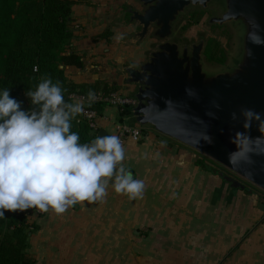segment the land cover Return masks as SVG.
<instances>
[{
  "label": "crops",
  "instance_id": "crops-1",
  "mask_svg": "<svg viewBox=\"0 0 264 264\" xmlns=\"http://www.w3.org/2000/svg\"><path fill=\"white\" fill-rule=\"evenodd\" d=\"M127 4L72 6L73 50L87 63L118 68L143 59L149 40L131 37L132 24L123 21ZM118 33L124 34L119 42ZM117 114L118 108L103 106L98 131L115 135ZM122 144L123 164L143 180V196L130 200L110 182L102 202L32 217L31 264H264L263 191L233 188L208 163L199 164L192 149L150 128H143L140 140L127 136Z\"/></svg>",
  "mask_w": 264,
  "mask_h": 264
},
{
  "label": "water",
  "instance_id": "water-1",
  "mask_svg": "<svg viewBox=\"0 0 264 264\" xmlns=\"http://www.w3.org/2000/svg\"><path fill=\"white\" fill-rule=\"evenodd\" d=\"M137 1L140 10L127 9L139 27L132 37L153 44L141 61L122 67L126 84L135 86V125L190 147L264 192V0ZM214 1L222 12L207 22L232 24L239 38L236 62L215 68L203 61V36L191 45L174 38L188 9ZM244 109L261 120L248 126ZM103 135L100 129L97 136Z\"/></svg>",
  "mask_w": 264,
  "mask_h": 264
},
{
  "label": "clouds",
  "instance_id": "clouds-1",
  "mask_svg": "<svg viewBox=\"0 0 264 264\" xmlns=\"http://www.w3.org/2000/svg\"><path fill=\"white\" fill-rule=\"evenodd\" d=\"M123 33L115 36L117 42ZM59 80L41 78L25 96L32 105L23 109L10 89L0 91V217L5 211L37 208L63 214L77 203L103 201L109 183L118 194L141 198L144 182L134 179L123 161L125 150L116 135L97 136L81 143L72 120L91 106L96 93L67 102ZM248 126L260 113L242 110ZM235 114H233V117ZM264 123V121H261Z\"/></svg>",
  "mask_w": 264,
  "mask_h": 264
},
{
  "label": "trees",
  "instance_id": "trees-1",
  "mask_svg": "<svg viewBox=\"0 0 264 264\" xmlns=\"http://www.w3.org/2000/svg\"><path fill=\"white\" fill-rule=\"evenodd\" d=\"M82 1V0H80ZM79 0H0V89H10V95L18 100V93L35 89L41 78L50 76L53 82L59 80L65 89L64 97L79 92L87 95L89 90L95 93H109L120 89L113 82H76L66 78L69 67H86L85 56L73 50L71 11ZM107 35V32H106ZM208 61L222 63V54L213 57L211 47L204 51ZM101 88L95 89L97 86ZM29 100V107L31 108ZM89 108L98 114L102 103H92ZM117 119L134 125L131 107L118 108ZM72 131L78 132L81 143H88L97 137L94 129L81 115L72 120ZM208 162L217 173L233 188L254 187L241 182L225 168L204 158L199 164ZM255 188V187H254ZM257 189V188H256ZM31 209L7 212L0 217V264H31L26 248L33 228L28 216ZM28 228V229H27Z\"/></svg>",
  "mask_w": 264,
  "mask_h": 264
},
{
  "label": "rangeland",
  "instance_id": "rangeland-1",
  "mask_svg": "<svg viewBox=\"0 0 264 264\" xmlns=\"http://www.w3.org/2000/svg\"><path fill=\"white\" fill-rule=\"evenodd\" d=\"M87 1L91 2L92 0H82L80 1V3H86ZM128 7H131L132 9H136V10L141 9V5L137 0H130V4L123 6L122 7L123 21L125 23L129 22L130 13L127 12ZM218 11H219L218 7L213 3H211L206 9H201V8L188 9L186 13L178 19V21L176 22L174 26V38L178 41H184V40H190V39L196 40V38L200 34H202L204 39L206 40L204 51L206 50L207 47H211V53L213 57H219V55L222 54V57H223L222 63H224L227 61L228 57H231L232 54L235 52L236 47H238L239 38L237 37L235 27L232 24L218 25V24H209L207 22L209 16L216 15ZM130 23L132 24L131 33L136 32L139 29V27L134 22H130ZM131 37H132V34H131ZM132 38L134 41H137L136 38L134 37ZM146 39L149 40V45H148V49H149L153 44V39H151L150 37ZM203 61L208 67L215 68V67L222 66L221 65L222 63H218V61H208L205 57V54H203ZM125 64H127V62L123 63L121 66L119 65V67L117 68L116 66L113 67L112 63L110 64L109 62L105 64L104 62L97 63V62L90 61L88 63L86 62V67L81 68V69H77L74 67L67 68L65 71V75H66V78L70 81H75V80H82V81H76V82H95L96 80H99L100 82L109 81V82L115 83L120 89L127 88L130 86L132 89L127 94L134 95L135 86L126 84L125 82L126 74L122 68ZM98 65L103 69L97 70V67H99ZM105 66H108V67L106 68ZM97 88L98 89L101 88V85L97 86L95 89ZM0 91L2 90L0 89ZM24 93L25 92L18 93L17 95L18 101L22 102L21 106L23 109H29L28 108L29 98L26 97ZM193 151L198 160H203L204 158H207L203 154L195 150ZM205 163H208V162L205 161ZM217 165L220 166L219 164ZM217 168L218 167H216V169ZM231 174L235 176L241 182L250 184L246 182L245 180L241 179L240 177H238L237 175H235L234 173L231 172ZM36 215L39 216V214L36 212V208H32L28 216V219L30 220L29 221L30 226L28 227L29 229L36 227V223L31 222L32 221L31 218L36 217Z\"/></svg>",
  "mask_w": 264,
  "mask_h": 264
},
{
  "label": "built area",
  "instance_id": "built-area-1",
  "mask_svg": "<svg viewBox=\"0 0 264 264\" xmlns=\"http://www.w3.org/2000/svg\"><path fill=\"white\" fill-rule=\"evenodd\" d=\"M69 97H73L74 99L79 98H86L87 95L79 93V92H73L68 95ZM94 104L102 103L103 106H111L114 108H119L121 106H129L133 107L136 103V99L134 95H129L127 93H123L120 91H114L109 93H96V99L92 102ZM91 103V104H92ZM84 119H86L89 122V125L97 129V118L98 113L95 109L89 108L87 105V102L85 103V111L83 114H80ZM115 135L118 136L123 142L127 136L131 137L133 140L138 141L140 140L142 136V130L143 128L137 125H131L128 124L125 121L118 122L116 125ZM36 212L41 216L43 214L42 211L36 208Z\"/></svg>",
  "mask_w": 264,
  "mask_h": 264
},
{
  "label": "flooded vegetation",
  "instance_id": "flooded-vegetation-1",
  "mask_svg": "<svg viewBox=\"0 0 264 264\" xmlns=\"http://www.w3.org/2000/svg\"><path fill=\"white\" fill-rule=\"evenodd\" d=\"M213 4H215V5L218 7V9H219L218 13H217L215 16L220 15L221 12H222L221 4H220L218 1H214ZM210 16H212V15H210ZM210 16H209V17H210ZM202 36H203V35L200 34V35L196 38V40L190 39V40H184V41H182V42H183L184 44H189V45H191L193 42H194V43H198V42L200 41V38H201ZM238 52H239V48L236 47V50H235V52L232 54V56H231V57H228L227 61L224 62V63H222L221 65H231L232 63L236 62V57H237Z\"/></svg>",
  "mask_w": 264,
  "mask_h": 264
}]
</instances>
